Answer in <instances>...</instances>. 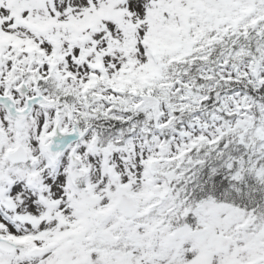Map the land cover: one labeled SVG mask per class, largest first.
Instances as JSON below:
<instances>
[{
    "label": "snow or ice",
    "instance_id": "obj_1",
    "mask_svg": "<svg viewBox=\"0 0 264 264\" xmlns=\"http://www.w3.org/2000/svg\"><path fill=\"white\" fill-rule=\"evenodd\" d=\"M0 264H264V0H0Z\"/></svg>",
    "mask_w": 264,
    "mask_h": 264
}]
</instances>
